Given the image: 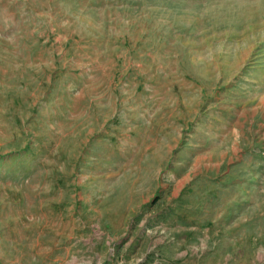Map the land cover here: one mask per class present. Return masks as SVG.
<instances>
[{
	"label": "rangeland",
	"instance_id": "374dc122",
	"mask_svg": "<svg viewBox=\"0 0 264 264\" xmlns=\"http://www.w3.org/2000/svg\"><path fill=\"white\" fill-rule=\"evenodd\" d=\"M149 5H220L217 14L241 5L251 10L249 33L264 31V0H0V264H264V106L255 105L264 83H245L247 107L215 116L223 121L185 124L171 162L151 170L155 180L113 196L99 130L87 143L86 122L74 121L90 117L69 104L87 96L70 92L77 77L99 63L103 38L136 35L159 16ZM227 43L202 34L191 48L210 55L244 46ZM161 126L143 123L126 136L142 131L151 151H162ZM117 197L134 198L136 211L102 217Z\"/></svg>",
	"mask_w": 264,
	"mask_h": 264
},
{
	"label": "crops",
	"instance_id": "0c3cea01",
	"mask_svg": "<svg viewBox=\"0 0 264 264\" xmlns=\"http://www.w3.org/2000/svg\"><path fill=\"white\" fill-rule=\"evenodd\" d=\"M219 6L149 5L157 8L159 16L146 17L143 29L136 35L103 38L99 63L87 64L82 79L81 75L77 77L80 82L70 92L81 87L87 96L78 105L77 97H70L69 104L73 103V112L85 109L90 116L77 115L74 119L86 122L81 127L87 136L85 142L92 141L91 137L99 130V157L109 172L112 171L106 177L113 180L109 184L112 196L120 193L121 185L151 184V179L155 180L151 172L166 168L173 159L185 124L197 120L205 124L223 121L215 116L232 111L233 105L247 107L245 83L263 85L264 51L259 50L264 42L263 28L254 36L247 30L250 9L243 13L241 5H225L227 12L217 14L215 10ZM256 22L263 21L256 19ZM202 34H207L212 43L219 35L228 40L227 45L241 40L244 46L241 51L225 48L204 54L197 45L191 48ZM249 64L256 72L254 80L247 77ZM98 78L99 92L93 96L95 92L90 91V87L97 84ZM221 88L229 89L218 93ZM233 92L237 98L232 96ZM255 105L256 110L264 106L263 91ZM70 110L67 108L63 115L72 122ZM154 122L162 125L156 132L167 138L162 151H151L152 144L145 143L142 131L136 140L126 136L130 135L132 127ZM199 128L197 126V132ZM72 130L82 133L77 125ZM171 130L174 133L170 134ZM230 132L231 128L225 129L224 137ZM117 169L125 171L122 176L116 173ZM137 169L144 170L143 174H137ZM126 200L127 204L125 199L111 198L113 207L99 210L100 215L117 218L123 212L124 216H130L136 211L135 199ZM121 203L125 207H121Z\"/></svg>",
	"mask_w": 264,
	"mask_h": 264
}]
</instances>
